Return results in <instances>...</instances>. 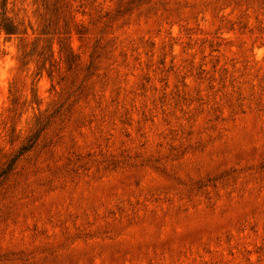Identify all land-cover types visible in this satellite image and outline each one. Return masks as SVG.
Wrapping results in <instances>:
<instances>
[{
    "label": "rangeland",
    "instance_id": "obj_1",
    "mask_svg": "<svg viewBox=\"0 0 264 264\" xmlns=\"http://www.w3.org/2000/svg\"><path fill=\"white\" fill-rule=\"evenodd\" d=\"M0 264H264V0H0Z\"/></svg>",
    "mask_w": 264,
    "mask_h": 264
},
{
    "label": "trees",
    "instance_id": "obj_2",
    "mask_svg": "<svg viewBox=\"0 0 264 264\" xmlns=\"http://www.w3.org/2000/svg\"><path fill=\"white\" fill-rule=\"evenodd\" d=\"M3 1H5V0H3Z\"/></svg>",
    "mask_w": 264,
    "mask_h": 264
}]
</instances>
